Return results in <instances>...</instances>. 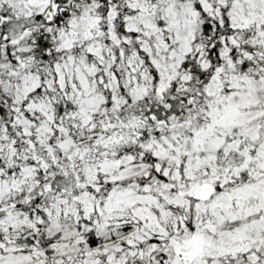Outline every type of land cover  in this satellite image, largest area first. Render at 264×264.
<instances>
[{
  "label": "snow or ice",
  "instance_id": "snow-or-ice-1",
  "mask_svg": "<svg viewBox=\"0 0 264 264\" xmlns=\"http://www.w3.org/2000/svg\"><path fill=\"white\" fill-rule=\"evenodd\" d=\"M0 264H264V0H0Z\"/></svg>",
  "mask_w": 264,
  "mask_h": 264
}]
</instances>
